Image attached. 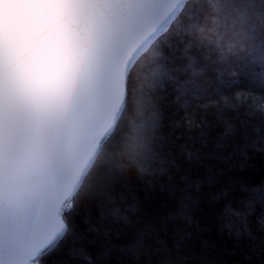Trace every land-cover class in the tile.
I'll use <instances>...</instances> for the list:
<instances>
[{"label": "snow or ice", "instance_id": "1", "mask_svg": "<svg viewBox=\"0 0 264 264\" xmlns=\"http://www.w3.org/2000/svg\"><path fill=\"white\" fill-rule=\"evenodd\" d=\"M206 4L221 11L216 0H206ZM206 11L205 0L199 7L193 5V0H0V155L26 134L35 132L41 142L47 140L49 116L39 92V78L49 57L44 42L51 34L70 28L76 37L66 95L68 110L76 119L92 115L101 131L107 133L105 139L114 141L132 102L137 70L145 60L160 59V47L167 44L166 34L172 26L179 27L182 17L191 20ZM199 31L203 32V28ZM196 42L208 48L206 60L216 50L210 39ZM257 47L264 63V39ZM223 55L221 52V59ZM159 75L157 68L153 71L155 87L159 86ZM224 87L231 85L225 83ZM212 95L217 98L210 95L202 105L203 117L195 122L186 117L189 142L206 146L208 134L218 126L223 132L217 140H223L235 133V121L246 135L251 130V145L264 142V94L248 92L247 102L240 100L241 92L234 93L231 99L219 89ZM138 103L142 107L145 101ZM199 154V148L187 153L188 174L181 176L189 193L186 199L201 212L212 215L221 233L259 242L261 237L252 230L255 224L264 230V205L257 206V187L241 183L239 194L234 186L214 189L211 168L205 179L193 178L192 163ZM131 198V207L120 197L111 199L110 207L96 212L81 211L78 203H69L64 196L56 197L49 206L17 209L0 204V264H45L53 250L66 241L79 244L69 251V256L94 264L84 243H95L101 235L111 250L139 255L136 250L144 244L146 229L139 227L140 208L135 203L137 198ZM186 207L181 202L182 215ZM112 238L128 243H113ZM108 255L105 251L104 258ZM256 256L264 264L259 251Z\"/></svg>", "mask_w": 264, "mask_h": 264}, {"label": "trees", "instance_id": "2", "mask_svg": "<svg viewBox=\"0 0 264 264\" xmlns=\"http://www.w3.org/2000/svg\"><path fill=\"white\" fill-rule=\"evenodd\" d=\"M200 2L193 0V5L199 7ZM216 3L221 8L219 12L205 0L207 11L203 16L191 20L182 17L179 27L172 26L166 34L167 44L160 47V59L145 60L137 70L132 102L122 118L124 126L119 136L101 143L94 163L68 201L78 203L81 211L96 212L101 207H110L113 198L123 197L128 207L134 203L131 196L137 198L135 203L141 212L139 227L146 229L144 244L136 250L139 255L111 250L101 235L95 238V243H84L94 264H261L256 251L264 259V233H261L264 230L259 224L252 229L261 237L257 243L247 237L237 239L221 233L212 215L201 212L186 199L189 193L181 179L188 174V151L199 148L198 160L192 163L193 178L205 179L207 169L211 168L214 189L234 186L239 194L241 183L257 187V206L264 205V142L251 145L254 137L250 129L246 135L239 121H235V133L217 140L223 128L215 127L207 136L206 146L192 144L186 136L189 131L186 117L193 122L203 117L202 105L210 95L217 98L212 95L216 90L230 99L241 92L243 102H247L248 92L256 96L264 94V63L257 47L264 39V0H216ZM201 38L212 40L216 49L207 60L208 48L196 42ZM157 68L159 86L150 90L148 86L154 83L153 71ZM225 83L231 87L225 88ZM147 95L158 108L159 125L150 151L136 149L137 159L145 169L139 173L130 165L128 156L132 154L133 129L143 123L138 102L145 101ZM212 118L209 114V119ZM181 202L187 205L183 215ZM88 240L93 237L90 235ZM112 242L128 243L115 238ZM73 247L78 248L79 244L71 241L61 244L46 258L45 264H85L79 257L69 256ZM105 251L109 252L107 259Z\"/></svg>", "mask_w": 264, "mask_h": 264}, {"label": "clouds", "instance_id": "3", "mask_svg": "<svg viewBox=\"0 0 264 264\" xmlns=\"http://www.w3.org/2000/svg\"><path fill=\"white\" fill-rule=\"evenodd\" d=\"M75 45L76 37L70 28L54 32L44 42L49 57L39 78V92L46 103L49 135L41 142L35 132L26 134L0 155V204L17 209L49 206L64 184L77 122L66 105ZM148 87L153 90L155 84ZM140 115L143 123L133 129L128 160L137 172L143 173L136 149L150 151L159 125L158 108L150 95L146 96Z\"/></svg>", "mask_w": 264, "mask_h": 264}, {"label": "water", "instance_id": "4", "mask_svg": "<svg viewBox=\"0 0 264 264\" xmlns=\"http://www.w3.org/2000/svg\"><path fill=\"white\" fill-rule=\"evenodd\" d=\"M106 135L92 115L83 114L77 119L72 155L65 167V181L56 191L55 198L64 196L69 201L75 195L83 177L94 163Z\"/></svg>", "mask_w": 264, "mask_h": 264}]
</instances>
